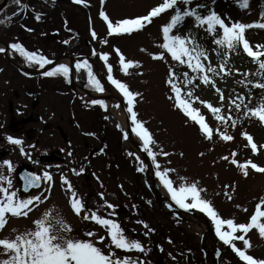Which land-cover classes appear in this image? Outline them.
Listing matches in <instances>:
<instances>
[{
    "label": "rangeland",
    "instance_id": "1",
    "mask_svg": "<svg viewBox=\"0 0 264 264\" xmlns=\"http://www.w3.org/2000/svg\"><path fill=\"white\" fill-rule=\"evenodd\" d=\"M161 2L162 0H103V3L101 0H83L82 3H76L75 0H19L17 3L16 0H11L8 9L0 17V37L4 35L8 38L7 35H11L22 42L26 50L44 55L50 61L61 56L62 52L74 58V67L77 61L87 60L93 74L104 88L102 93L113 94L124 101L123 95L107 79V64H111L114 79L127 84L131 91L140 93V96L135 98L133 110L137 114V119L143 123L153 138L154 142L149 145V149L154 153V158L152 157L154 168L158 171L173 170L168 176L173 181L174 187L178 188L181 183L196 182L198 187L203 189L201 195L211 201L222 219L232 218L237 223L247 222L254 213L259 198L264 196V173L249 168V173L245 177L242 171L231 163V159H236L239 163L251 159L264 166V148L260 147L264 145V125L255 118L250 120L243 114H236L235 111L231 113L228 98L232 96L235 86L234 75L239 76L242 71L251 70L254 64L246 63L244 57L248 56L243 53L242 48L230 53L226 67L232 69V72L214 78L216 87L221 89L225 97L224 101H220L215 88L210 85H203L198 80H194L192 84L186 83L183 74L188 72L190 78L194 74L186 65L174 61L170 54L165 52L164 60L152 58V54L164 51L159 47L163 43L161 29L174 14V9H169L159 17L153 18L143 30L131 34H109L107 23L100 16V12L103 11L114 23L122 18L146 14L151 7ZM262 3L263 0H249V6L241 8L237 0H205L200 5V14L205 15L209 10L218 13V8L224 4L230 8V13L235 14L229 19H225L228 12L225 16L221 15L226 22L252 23L260 20ZM178 6L183 9L189 5L179 3ZM30 8L33 10L31 11ZM37 15L44 17L46 15L47 21L37 19ZM54 23L56 24L53 25ZM63 25H69L67 28H72L73 34L70 33L71 30L64 29ZM52 28H59L61 31L58 35L52 36L54 34ZM196 28L204 30L196 26L194 19L189 17L181 26L174 29V34L188 35L190 29ZM93 32L96 33L95 38ZM245 36L253 46V50L256 44H264V29H248ZM63 41L66 42L65 47L60 46ZM116 49L120 50L126 61L132 60L138 63L125 72L120 66ZM217 49L221 53L224 51V48ZM207 52L209 60L205 63L210 62L218 66L222 56H218L213 50ZM14 53L21 56L17 52ZM104 53L108 54L107 62L100 59V55ZM61 63L67 64L65 61ZM32 68L40 67L33 65ZM169 68L174 72L173 80L181 88L182 97L192 90L194 97L198 96L200 100H206L214 107H221V114L227 116L231 113L237 121L236 126L232 127L229 121L225 128V125L216 120L206 106L201 105L199 100L193 99V106L200 108L205 121L214 129L213 138L205 139L199 131V126L175 106V94L167 82ZM17 72V69L0 53V104H6L7 98L11 96L12 90L8 86L10 74H18ZM74 74L77 82L88 83L87 69L81 68L77 71L74 68ZM54 77L48 80L47 92L43 93L46 95V104H66L73 101V92L67 84L68 78L65 79L62 75ZM60 78L65 84L60 85ZM17 87L16 92H21ZM260 91L264 96V90ZM109 102L118 115H125L117 100H109ZM95 106L100 108L84 116L87 118L84 119V124L92 135H89L85 142L81 137L73 138L74 142L65 153L71 155L68 162L47 163L37 166L36 170L34 168L41 177L45 171L51 174L52 196H48L47 200L34 208L27 218L9 217L4 230L0 231V238L9 236L13 228L23 231L31 226L33 220L49 210L54 215L62 217L71 226L73 236L92 240L106 253L111 248L116 256L130 257L137 264H208L201 250V235L190 220L195 215H182V218H177L156 202L146 187L144 174L146 164L142 153L127 136H124L122 128L118 127L117 122L105 111V106L99 104ZM128 115L130 125L133 127L131 114ZM217 129L226 130L233 139L222 140ZM243 130L247 131L253 137V142L257 144L258 151L255 154L251 151V147L247 146L246 138L241 135ZM85 145L88 147L86 148ZM73 150L74 154L71 153ZM84 150L86 153H82ZM14 152L17 153L8 157L12 172L9 173L8 165L3 164L5 159L0 160V172L12 180L13 187L17 190L19 188L17 164L24 162L23 164L30 165V163L26 160L22 161L24 155L20 150ZM233 152L236 153L235 157L231 156ZM32 156L33 153L30 158ZM225 156L229 159L224 160ZM85 166H87L85 171H81ZM61 176L66 177L71 183L77 198L83 201L86 209L104 218L115 220L128 238L141 243L144 251L116 249L114 245H110V237L102 226L91 219L79 218L70 207V193L66 192L67 185L62 182ZM181 177L185 179L181 180ZM45 184L49 188V184L47 182ZM43 193L45 194V191ZM228 196L232 199H228ZM108 204L114 207L109 208ZM210 221L212 238L218 246V255L222 258L221 264H243L232 248L219 239L215 226L211 219ZM223 230H228L226 225ZM90 231L94 233L93 237L86 235ZM99 236H104L105 240L100 241ZM246 238L252 245L247 250L248 253L254 258H264V238H260L256 230H251ZM235 243L237 246H242L241 241ZM155 244H158L159 252Z\"/></svg>",
    "mask_w": 264,
    "mask_h": 264
},
{
    "label": "snow or ice",
    "instance_id": "2",
    "mask_svg": "<svg viewBox=\"0 0 264 264\" xmlns=\"http://www.w3.org/2000/svg\"><path fill=\"white\" fill-rule=\"evenodd\" d=\"M19 3V0H16ZM76 3H82L83 0H75ZM103 3V0H101ZM190 5L191 0H162L156 6H153L143 15H137L134 17L122 18L114 23L109 20L105 12L101 11L100 16L107 23V31L109 34H131L135 31L143 30L146 25L152 22V19L159 17L162 13L169 9H174V14L170 16L168 22L162 25L163 43L159 45L161 51L156 54H152L153 59L164 60L165 52L170 54L174 61H178L182 65H186L188 69L194 74L189 77V73L185 72V82L192 84L194 80H198L203 85H210L215 88L216 93L219 95V100L224 101L225 97L219 87H216V76L227 75L232 72V69L226 67L231 52L242 48L243 53L252 59L254 63L258 65L257 74L261 79L256 80H244L238 81L243 83L245 87L249 84L253 88H259L264 90V44H256L255 50L250 45L249 40L246 39V30L252 28L264 29V11L260 13V20L252 23H243L240 21L226 22L215 10H209L207 14L201 15L195 8L185 7L181 9L178 4ZM237 4L241 8H247L249 6V0H237ZM197 7H200L199 5ZM194 18L196 26L204 28L208 34L213 35V43L217 46L224 48L223 53L218 49L216 51L218 56H222L221 62L218 66H214L212 63H205L209 60L207 50L198 43L197 38L191 33L188 35L174 34V29L181 26L183 21L188 18ZM39 19V15H37ZM31 31V29H28ZM95 38L96 33H92ZM9 48L14 52L19 53L30 64H34L43 68L45 65L50 64L44 55H38L36 52L28 51L20 43H12ZM6 49L0 47V53L5 52ZM116 54L119 56V62L122 70L127 72L129 67L137 64L138 62L132 60H125L123 54L119 49H116ZM100 59L107 62L108 54L104 53L100 55ZM75 68L79 71L81 68L87 69L88 84L94 87L95 91L103 92L100 81L93 74L91 65L87 60L80 62L77 61ZM238 71V70H237ZM46 77H53L62 75L67 79L70 75V67L67 64L60 63L51 71L43 72ZM245 77L249 74L244 73ZM174 72L169 68L168 83L171 85V91L175 94V106L179 108L184 115L192 122L199 126L200 133L205 139L211 140L213 138L214 129L209 126L205 121V116L201 113L200 108L193 106V99L199 100L201 105L213 114L216 120L221 121L225 128L228 126V122H231V126H236V119L230 114L225 116L221 114V107H214L213 104L206 100H200V98L194 97L193 91L189 90L186 96L182 97L181 88L173 80ZM107 79L111 82L123 95L126 102L127 112L131 114L132 120V132L135 133L142 141L145 150L148 155L154 158V153L149 149V145L153 143V138L148 129L143 125L141 121L137 119V114L133 110V106L136 102V97L140 96V93L133 92L129 89L128 85L121 82L118 79H114L112 75V65L107 64ZM171 99V97H170ZM249 103H245V100ZM251 89L249 90V96L237 95L235 99L231 96L228 98L229 107H234L238 112H242L244 117L248 119L255 118L262 125H264V96H262L255 106H249L251 103ZM239 101V102H237ZM91 104L105 106L103 100H91ZM187 122V121H186ZM119 127V125H117ZM219 136L224 141H231L233 136L228 134L226 130H219ZM247 140V146L251 147V151L255 154L257 144L253 142V137L246 131L242 132ZM127 136V133H125ZM7 139L16 145L22 144L19 139H14L9 136ZM260 147L264 148V145ZM23 152V148H21ZM168 155V153H163ZM203 155V153H201ZM236 153H231L232 157H235ZM224 160H228L229 157H223ZM231 163L236 165L246 177L249 173V168L256 172L264 173V166H261L251 159L246 160L244 163H239L236 159H231ZM4 165H8V172H12V166L9 161H3ZM158 167V166H157ZM75 172V170H73ZM83 171V169H81ZM173 171L171 169H164L157 171L156 176L159 178L161 184L168 193L171 195V199L175 201L180 208L186 210H198L206 214L213 222L215 226L216 235L224 244L229 245L232 251L244 264H264V258H254L253 255L248 253V249L252 247L250 240L246 238L247 234L251 230H256L260 238H264V196L259 198V202L255 205L254 213L249 217L247 222L237 223L234 219H222L210 200L204 198L201 193L203 189H200L196 182L181 183L180 186L174 187L173 181L169 178L168 173ZM24 181V191L27 192L29 188H39L41 181H45L50 185L52 176L49 172L45 171L43 176H38L33 173L21 177ZM181 180L185 178L181 177ZM62 182L67 185L66 192L70 193V207L73 212L80 215L83 211H86L83 201L77 198V193L73 190V186L68 182L66 177L61 176ZM228 187L227 185L225 186ZM49 197L41 194L28 195L26 197L21 196L18 190L14 189L12 180L0 172V231L4 230L8 223L9 217L12 218H27L29 213L36 208L42 201L47 200ZM228 199H232L228 196ZM107 203V202H106ZM109 208L114 207L111 204L107 205ZM240 207V205H236ZM246 211V209H245ZM84 219H91L96 224L102 226L107 236L110 237V245H114L116 249L125 251L139 250L144 251L141 243L138 240L128 238L122 227L112 219H107L92 212L89 215H85ZM227 226L228 230H223L224 226ZM145 227L148 226L145 224ZM72 228L67 222L59 215H54L53 212L46 210L40 217L32 221L30 227H26L23 231L18 229H11L10 235L4 238H0V264H137L135 260L130 257L120 258L116 256L115 252L109 249L106 253L98 247L92 240L81 239L73 236ZM89 237H93V232L86 234ZM100 241H104V236H99ZM235 241H241L242 246H237Z\"/></svg>",
    "mask_w": 264,
    "mask_h": 264
},
{
    "label": "flooded vegetation",
    "instance_id": "3",
    "mask_svg": "<svg viewBox=\"0 0 264 264\" xmlns=\"http://www.w3.org/2000/svg\"><path fill=\"white\" fill-rule=\"evenodd\" d=\"M8 86L12 94L9 92L11 96L7 98L6 104H0V160H9L8 157L17 153L14 151L20 150L24 155H21L22 161H29L30 165L18 161L19 172L24 169L35 171L37 166L47 163L66 164L71 155L65 153L74 142L73 138L81 137L85 142L89 135H92L84 124V119H87V113L95 111V108L79 101L46 104V95H43L48 88L46 76L10 74ZM16 86L21 92H16ZM9 136L21 140L22 144L11 143L7 139ZM71 153L74 154V150ZM86 168L87 166L83 169ZM17 190L24 197L45 191L44 187L27 194L22 193L19 188Z\"/></svg>",
    "mask_w": 264,
    "mask_h": 264
},
{
    "label": "bare ground",
    "instance_id": "4",
    "mask_svg": "<svg viewBox=\"0 0 264 264\" xmlns=\"http://www.w3.org/2000/svg\"><path fill=\"white\" fill-rule=\"evenodd\" d=\"M229 11H230V8L224 4H221L220 8H218V14H220V15L225 16L227 12L229 13L225 16V19H229L231 16L235 15L234 13H230ZM64 61L69 66H73V62L70 61V59H65ZM92 94L95 95V93H92ZM110 110L115 112L112 109H110ZM116 116L120 120L121 127L123 129H125L127 127L125 115H121V114L118 115L116 113ZM133 137L134 136L132 135V133L128 134V136H127V138H129V141ZM145 164L147 167L146 171H145V180H146L147 184L149 186L154 187L159 192V196L162 200L171 201L170 195L162 187V184L160 183L158 178L155 177L151 164H148V163H145ZM190 220L193 223L194 227L199 231V233L202 236V246L206 252V258H207L208 264H221L222 258L218 255V246L212 238L213 232L209 226L207 227L205 225V223H207V221L201 215H196L194 218H191Z\"/></svg>",
    "mask_w": 264,
    "mask_h": 264
},
{
    "label": "trees",
    "instance_id": "5",
    "mask_svg": "<svg viewBox=\"0 0 264 264\" xmlns=\"http://www.w3.org/2000/svg\"><path fill=\"white\" fill-rule=\"evenodd\" d=\"M205 0H193L191 2V4H193L197 10V12L199 11L197 9V6L202 5L204 3ZM190 4V5H191ZM192 18V17H191ZM188 23V22H187ZM194 35L197 38V41L199 44H201L207 51L208 50H213V49H217V48H222L220 46H217L216 44L213 43V35H218L217 34H208L205 30L203 29H190L189 30V34ZM245 61L247 64H254L253 68L251 70H246V71H242V73H240L239 76L234 75V79H235V86L233 88V93H232V98L235 99V97L237 95H244L245 97L249 96V90L251 89V103L249 104V106H255L258 102V100L263 96V93L260 91L261 89L259 88H253L252 85H248L247 87H245V85L243 83H239L238 81H244V80H252V81H256L258 79H261V77L257 74V69H258V65L256 63H254L252 61V59L247 58L246 56L244 57ZM248 73L249 75L247 77H245L244 73ZM239 102V101H237ZM245 103H249V101L246 99ZM230 108V107H229ZM231 113L233 111H235L236 114H242V112H238L234 107H231ZM230 113V115H231ZM229 115V113L227 114ZM245 132V130H243ZM247 132V131H246Z\"/></svg>",
    "mask_w": 264,
    "mask_h": 264
},
{
    "label": "water",
    "instance_id": "6",
    "mask_svg": "<svg viewBox=\"0 0 264 264\" xmlns=\"http://www.w3.org/2000/svg\"><path fill=\"white\" fill-rule=\"evenodd\" d=\"M2 0H0V2H1ZM8 3V0H4L3 2H2V4L0 5V10L6 5ZM60 60H57V61H55V62H52L51 64H49L46 68H45V70H48L49 68H52L54 65H56L58 62H59ZM11 63H13L16 67H18V68H20V69H22V70H24V71H27V70H25L23 67H21L20 65H18V64H16V63H14L13 61H10ZM28 73H32V72H30V71H27ZM103 98V97H102ZM128 130H129V126H128ZM134 144H135V146L140 150V151H142V153L144 154V156H145V158H146V161H149L150 160V156L148 155V153L146 152V150L144 149V147L142 146V144L137 140V139H135L134 140ZM22 177H23V175H22ZM21 179V178H20ZM21 181H22V183H23V185H24V181L21 179ZM151 191H152V193L154 194V196H155V198L159 201V202H161L159 199H158V195H157V192L154 190V189H151ZM170 206V208H173V209H175V210H178V211H180V209L178 208V207H176V206H174V205H172V204H170L169 205Z\"/></svg>",
    "mask_w": 264,
    "mask_h": 264
}]
</instances>
